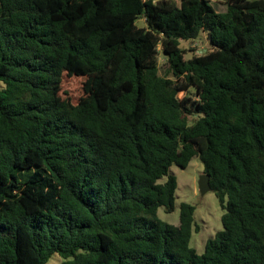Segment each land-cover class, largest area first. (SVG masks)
I'll use <instances>...</instances> for the list:
<instances>
[{"label": "trees", "instance_id": "obj_1", "mask_svg": "<svg viewBox=\"0 0 264 264\" xmlns=\"http://www.w3.org/2000/svg\"><path fill=\"white\" fill-rule=\"evenodd\" d=\"M226 5L0 0V264H264V0ZM194 157L225 211L203 254L195 206L158 217Z\"/></svg>", "mask_w": 264, "mask_h": 264}, {"label": "rangeland", "instance_id": "obj_2", "mask_svg": "<svg viewBox=\"0 0 264 264\" xmlns=\"http://www.w3.org/2000/svg\"><path fill=\"white\" fill-rule=\"evenodd\" d=\"M215 10L219 13L226 12V0H211ZM138 26H145V21L139 20ZM182 48L188 52L185 55L186 59H190L194 54H201L205 49L209 48L205 34L195 42H181ZM163 62V59L160 60ZM163 74V70H162ZM66 87L74 93L77 91L78 83L76 81L67 80ZM189 93L193 94L191 89ZM188 92L179 93V98L184 97ZM170 175L177 178L178 188L176 190L175 209L172 213H167L164 208L158 210V217L164 222L178 226L180 223V208L182 203H188L195 206L194 229L190 246L194 248L198 254L205 252V246L208 240L214 238L216 234L223 230L222 216L224 210L221 203L213 191H209L204 196L199 191V179L204 174V167L198 157H194L189 166L182 170L177 166L170 168ZM168 177L165 176L159 180V183H165ZM195 227H199V231ZM64 259L55 254L47 264H62Z\"/></svg>", "mask_w": 264, "mask_h": 264}, {"label": "water", "instance_id": "obj_3", "mask_svg": "<svg viewBox=\"0 0 264 264\" xmlns=\"http://www.w3.org/2000/svg\"><path fill=\"white\" fill-rule=\"evenodd\" d=\"M198 185H199V191H200L202 196H204L206 193L211 191L212 187L210 184V175L204 173L200 177Z\"/></svg>", "mask_w": 264, "mask_h": 264}]
</instances>
